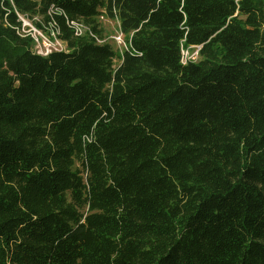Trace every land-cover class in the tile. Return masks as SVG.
Listing matches in <instances>:
<instances>
[{"label": "trees", "instance_id": "1", "mask_svg": "<svg viewBox=\"0 0 264 264\" xmlns=\"http://www.w3.org/2000/svg\"><path fill=\"white\" fill-rule=\"evenodd\" d=\"M0 264H264V0H0Z\"/></svg>", "mask_w": 264, "mask_h": 264}, {"label": "built area", "instance_id": "2", "mask_svg": "<svg viewBox=\"0 0 264 264\" xmlns=\"http://www.w3.org/2000/svg\"><path fill=\"white\" fill-rule=\"evenodd\" d=\"M15 13L17 15L18 21L21 22V26H15L17 29L18 34L21 36H31L33 40V50L41 55H47L50 52L54 50H64L67 48L66 42L59 37L60 30L57 23L52 20L49 21L48 24H46L39 16L31 17L29 14H25L20 12L18 9L15 8ZM101 19L103 21L104 16H101ZM35 21H40L42 26L38 27L35 23ZM44 22V23H43ZM120 28V22L117 20ZM71 25L75 29V33L77 35H83L87 32L91 33V30L88 26H86L82 21H71ZM49 26L51 27L50 33H45L44 30L49 29ZM125 34L119 30L118 34L112 35L114 38L111 43L115 46L116 41L117 42H124L125 40V47L127 48V41L124 36ZM101 42L108 41V37H105L104 39H99ZM116 47V46H115ZM124 47V48H125ZM119 48V47H117ZM121 51L123 50L121 47L119 48ZM183 53V50H182ZM189 58L183 54L182 61L186 63V61ZM195 60V59H192Z\"/></svg>", "mask_w": 264, "mask_h": 264}, {"label": "rangeland", "instance_id": "3", "mask_svg": "<svg viewBox=\"0 0 264 264\" xmlns=\"http://www.w3.org/2000/svg\"><path fill=\"white\" fill-rule=\"evenodd\" d=\"M103 23H104V26H105V31L107 33L108 40L111 42L114 39L112 37V35L118 34V32L120 30L119 24H118L116 19H113V18H111L108 15L104 16ZM50 31H51V27L50 26H49V29L44 30L45 33H48V32L50 33ZM115 46L119 47V48L121 47L123 49L125 47V40H124V42H121V41L117 42L116 41ZM183 54L185 56L189 57V58L196 59V60L198 59L197 48H194L193 50L184 48L183 49ZM117 64H119V60L115 59V65H117Z\"/></svg>", "mask_w": 264, "mask_h": 264}]
</instances>
